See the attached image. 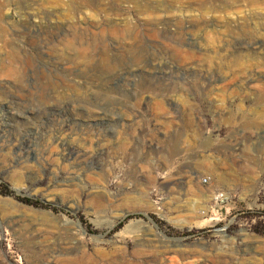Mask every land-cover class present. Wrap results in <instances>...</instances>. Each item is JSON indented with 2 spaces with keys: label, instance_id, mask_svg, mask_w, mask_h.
Listing matches in <instances>:
<instances>
[{
  "label": "rangeland",
  "instance_id": "1",
  "mask_svg": "<svg viewBox=\"0 0 264 264\" xmlns=\"http://www.w3.org/2000/svg\"><path fill=\"white\" fill-rule=\"evenodd\" d=\"M233 5L0 0V264H264V11Z\"/></svg>",
  "mask_w": 264,
  "mask_h": 264
},
{
  "label": "bare ground",
  "instance_id": "2",
  "mask_svg": "<svg viewBox=\"0 0 264 264\" xmlns=\"http://www.w3.org/2000/svg\"><path fill=\"white\" fill-rule=\"evenodd\" d=\"M216 3H218L213 9V11L214 12H219V13H226V12H228V9H230L228 6H226L225 4H223L222 2H216ZM233 3L234 4H236V5H238V6H241L243 9H244V14H245V16L246 17H250V20L248 19V21L246 22V23H250V24H253V22H255V19L253 18L254 16H255V13L254 12H262V11H264V0H233ZM236 5H233V7H236L237 8V6ZM201 9L204 11H208V7L205 5V4H201ZM3 22V21H2ZM1 21H0V28H2L1 27V23H2ZM39 22V21H38ZM4 23V22H3ZM40 23V22H39ZM15 24V23H14ZM14 24L12 25L13 26V28H14ZM18 24V23H17ZM17 24H15V25H17ZM22 24H24L23 22H22ZM21 24V25H22ZM38 24V23H37ZM42 24V23H41ZM43 25V24H42ZM28 26V25H27ZM29 26H30V24H29ZM39 26V25H38ZM109 26V25H108ZM110 26H111V24H110ZM109 26V27H110ZM247 26V25H246ZM246 26H244V27H246ZM25 27H26V25H25ZM85 27V26H84ZM101 27V26H100ZM19 28H20V26H19ZM27 28V27H26ZM25 28V29H26ZM38 28V27H37ZM41 28H43V27H41ZM80 28V27H79ZM108 28V27H107ZM111 28V27H110ZM115 28V27H114ZM28 29V28H27ZM34 29V28H33ZM33 29H30L31 31H30V33H32V34H34V35H41L42 34V32L44 33L45 31L44 30H42V29H38V30H33ZM116 29V28H115ZM114 29V30H115ZM81 30L83 31L84 29L82 28V26H81ZM0 31H2V30H0ZM86 31V30H85ZM88 31V30H87ZM98 31V30H97ZM3 32H4V30H3ZM69 32V31H68ZM71 32V31H70ZM117 32V31H116ZM15 33V32H14ZM18 33V32H17ZM47 33V32H46ZM61 33V32H60ZM72 33V32H71ZM101 33H103L102 32V30H101ZM1 34H3L2 32H1ZM20 34V33H19ZM57 34V33H56ZM64 34V33H63ZM22 35V34H21ZM20 35V36H21ZM33 35V36H34ZM46 35V34H45ZM48 35V34H47ZM62 35V34H61ZM66 35H67V33H66ZM102 36L104 35V33L103 34H101ZM100 35V36H101ZM2 36V35H1ZM12 36H14V35H12ZM16 37V36H15ZM22 37V36H21ZM27 37V36H26ZM43 38H44V36H42ZM1 38V37H0ZM24 38V37H23ZM39 38V37H38ZM55 38V37H54ZM48 39V38H47ZM57 39V38H56ZM105 39V38H104ZM58 40V39H57ZM1 41V40H0ZM39 41V40H38ZM56 41V40H55ZM4 42V41H3ZM39 43V42H38ZM44 44V43H43ZM40 45V44H39ZM264 46V42H255V43H252L251 44V48H253V50H259V49H261L262 47ZM41 47V46H40ZM40 49V48H39ZM43 49L44 48H42V52H43ZM38 52V51H37ZM15 53V52H14ZM43 54V53H42ZM42 54H41V57H42ZM13 55V54H12ZM12 55H10V56H12ZM38 55H39V52H38ZM9 56V55H8ZM48 56V55H47ZM13 57V56H12ZM43 57H44V55H43ZM10 58V57H9ZM19 58V57H18ZM20 58H22V57H20ZM38 58V57H37ZM36 58V59H37ZM23 59H24V57H23ZM26 59V58H25ZM24 59V60H25ZM10 60V59H9ZM11 60H13L12 58H11ZM10 60V61H11ZM16 60V59H15ZM19 60V59H18ZM18 60L16 61V62H18ZM43 60V59H42ZM20 61V60H19ZM36 61H39V60H36ZM35 61V63H37ZM11 62H15V61H11ZM16 62H15V65H16ZM21 64H22V59H21ZM27 62V61H26ZM39 63H40V61H39ZM38 63V64H39ZM12 64H14V63H12ZM19 64V63H18ZM25 64H27V63H25ZM30 64V63H29ZM38 64H36L37 66H38ZM41 65V64H40ZM12 66V65H11ZM17 66V65H16ZM22 66H24V65H22ZM26 66H28V65H26ZM35 66V65H34ZM33 66V67H34ZM41 66H43V65H41ZM20 67V66H19ZM30 67V66H29ZM36 67V66H35ZM47 67V66H46ZM45 67V69H47ZM13 68V67H12ZM23 68V67H22ZM21 68V69H22ZM32 68V67H31ZM30 68V69H31ZM49 68V67H48ZM14 69V68H13ZM18 69H20V68H18ZM23 69H25V67L23 68ZM27 69V68H26ZM25 69V70H26ZM29 69V68H28ZM28 69H27V73H28ZM69 69V68H68ZM7 70V69H6ZM34 70V69H33ZM36 70V69H35ZM40 70V69H39ZM42 70V69H41ZM52 70V69H51ZM51 70H49V71H51ZM53 70H55V69H53ZM57 70V69H56ZM71 70V69H70ZM15 71H16V67H15ZM21 71V70H20ZM37 71V70H36ZM43 71V70H42ZM41 71V72H42ZM13 72L14 71H12V74H13ZM17 72H19V70L17 71ZM16 72V73H17ZM35 72V71H34ZM40 72V73H41ZM47 72H48V70H47ZM56 72V71H55ZM54 72V74H56ZM57 72H59V71H57ZM23 73V72H22ZM35 73H37V72H35ZM39 73V72H38ZM43 73V72H42ZM52 73V72H51ZM19 75H20V73H18ZM25 74V72L22 74V75H24ZM34 74V73H33ZM43 74H45V72L43 73ZM48 74V73H47ZM59 74V73H58ZM57 74V75H58ZM13 75H15V74H13ZM18 75V77H20ZM28 75V74H27ZM49 75L51 76V74L49 73ZM48 75V76H49ZM56 75V76H57ZM16 76V75H15ZM25 76H26V74H25ZM48 76H47V78H48ZM54 76V75H53ZM70 76V75H69ZM17 77V78H18ZM27 77V76H26ZM32 77H33V75H32ZM16 78V79H17ZM21 78V77H20ZM20 78H18V79H20ZM50 78V77H49ZM48 78V79H49ZM258 79H255V80H258V81H260V82H263L264 83V76H262V77H257ZM24 79V78H23ZM54 79V78H53ZM26 80V79H25ZM49 80H51L52 81V79H49ZM20 81V80H19ZM48 81V80H47ZM53 82V81H52ZM46 84H47V82H46ZM56 85H57V83H55ZM28 85V84H27ZM47 86H49V85H47ZM47 86H45V87H47ZM44 86H42V88H43ZM44 87V88H45ZM54 87V86H53ZM42 88H41V90H42ZM43 88V90H45ZM259 90L260 91H263L264 92V86H260L259 87ZM45 91H47V89L45 90ZM7 111V110H6ZM3 124V123H2ZM244 129L245 130H248V131H250V130H256L257 129V126L256 125H253V124H249V125H246L245 127H244ZM151 142V141H150ZM73 153H74V151H72ZM69 154V153H68ZM74 155V154H73ZM74 163V162H73ZM73 165V164H72ZM126 200V199H125ZM138 200V199H137ZM137 200H129V202H128V200L126 201V202H128V204L127 205H129L130 207H137V203L139 202V201H137ZM140 204V203H139ZM140 206V205H139ZM139 208V207H138ZM137 208V209H138ZM134 209V208H133ZM136 209V208H135ZM131 210V209H130ZM142 214H144L145 216H147L146 215V213H145V211H143V212H141ZM129 214V212H124V216H126V215H128Z\"/></svg>",
  "mask_w": 264,
  "mask_h": 264
},
{
  "label": "trees",
  "instance_id": "3",
  "mask_svg": "<svg viewBox=\"0 0 264 264\" xmlns=\"http://www.w3.org/2000/svg\"><path fill=\"white\" fill-rule=\"evenodd\" d=\"M23 203H25V204H28V205H32V206H36L37 205V203H33V202H31L30 200H28V199H23V200H21ZM121 225H122V223H121ZM120 225V226H121Z\"/></svg>",
  "mask_w": 264,
  "mask_h": 264
}]
</instances>
